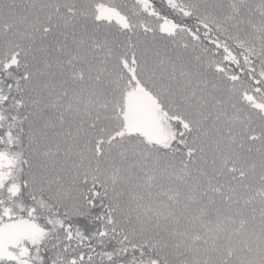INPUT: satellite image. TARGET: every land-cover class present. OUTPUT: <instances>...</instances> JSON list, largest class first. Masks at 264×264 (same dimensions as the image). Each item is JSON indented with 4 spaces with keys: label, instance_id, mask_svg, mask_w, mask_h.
Masks as SVG:
<instances>
[{
    "label": "rangeland",
    "instance_id": "obj_1",
    "mask_svg": "<svg viewBox=\"0 0 264 264\" xmlns=\"http://www.w3.org/2000/svg\"><path fill=\"white\" fill-rule=\"evenodd\" d=\"M69 1L78 5L83 0ZM180 1L193 9H202L208 17L213 12V24L217 32L234 43L228 53H235V45L238 44L243 49H253L261 54L257 55L259 59L264 58V16L259 13L257 0H234L231 8L224 14H221L224 10L217 5L216 0L214 6L213 0ZM90 2L96 3L94 14L99 24L104 28L110 25L128 27L135 33L132 41L142 46L139 49L149 51V47L155 48L161 44L163 46L155 48L154 51L162 52L182 40L183 36L179 34L182 33L181 29L168 21L143 13L133 0ZM63 3L64 0H0V40L5 41L3 45L6 47L3 46L1 51L8 54L12 49L23 55L22 60H32L38 72L41 68H49L50 84L58 91H67L60 106L59 116L53 120L52 111H47L41 117L46 123L53 121L52 129L62 132L63 136L58 144H51L52 158H55L56 152L61 149L67 154L64 155L65 160L61 159L64 162L63 168L59 166L61 171L74 172L82 187L98 181L105 193L121 196L117 202L118 209L115 212L109 211L102 221L111 220V224L115 225L123 220L126 226L120 229H125L124 233L131 241L140 240L150 234L148 227L144 225L148 224V217L154 208L163 207V200L181 199L176 204L178 212L171 213L172 222L182 226L185 231L191 227H195L199 232L205 231L207 235L205 234L204 242L211 245L183 244L173 235L177 233H173L169 239L168 231L162 230L153 240L160 242L162 247L170 252H164L165 260L169 264H264V243L249 240L238 230L231 233V225L229 228L220 224L221 216L220 219L211 220L209 214H201V211H198L199 191L185 187L194 184L190 183L188 176L197 175L194 170L201 147H205L206 151H216L217 156L214 159L217 164L234 158L241 151L240 146H248L252 151L253 160H256L257 155H260L257 158L261 160L263 153L258 149L259 146L252 142L240 141L237 133L239 125L246 126L248 118L256 117L249 107V102H258L264 112V96L258 94L250 100L230 98V126L224 118L218 119L209 102L194 107L192 113L174 106L169 107L168 113L167 109L160 107L161 100L167 99L161 90L154 86H145L142 79L136 77L137 72L119 68L118 57L127 56L130 50L124 34L108 36L99 25L84 21L81 19L82 15L74 13V6L56 5ZM144 4L142 7L147 8L149 12V5ZM58 6L62 10L72 8L71 18H64L60 10L56 9ZM126 18L130 20V25ZM207 20L209 18H206L205 22ZM172 32L176 33V38L171 41L167 36ZM39 38L42 40L39 41ZM188 41L194 44L197 40ZM183 58L187 65L194 62L189 52H184ZM128 67L132 68V62ZM151 69L153 67L143 72L145 80ZM42 77L45 79V74H42ZM229 78L233 77H222V80L226 79L223 90L227 96L230 88L227 82ZM220 80L221 77H218L214 84L202 87L200 93L203 98L206 96L213 99L216 105L223 99ZM128 88L133 90L125 92ZM171 92L173 90H169L168 95ZM1 94L0 113H3ZM118 100L122 112L119 105H116L114 110L112 108ZM172 122L182 138L191 136V146L170 144L176 136ZM118 123L119 126L122 125L120 128L116 127ZM98 125L107 131L95 139L93 145L94 138L100 134L98 129L94 130ZM110 127L116 129L109 130ZM212 137L216 140L214 147L211 145ZM0 143L4 144L6 150V140L0 138ZM119 143L121 145L118 146ZM27 144L32 158V177L39 179L52 176L51 179L54 180L56 171L47 164L50 158L45 155L48 148L46 142L43 139H34ZM232 145L235 149H231ZM154 146H160L162 150ZM71 152L79 157L80 165L77 169L68 161ZM236 159L239 161L241 158L236 156ZM13 165L0 159V187L3 181L11 176ZM33 180L30 181L31 184ZM120 182L127 184L121 185ZM260 182L263 184L262 177ZM72 191L77 194L69 195L65 199L56 198L52 194L48 198L30 201L27 212H33L37 203L42 207L35 214L24 216L11 211L8 221L0 225V264H33L29 253L35 247L37 249L40 239L38 236L32 238L29 244L32 249L28 248L29 245H26L23 237L26 231L30 232L31 229L22 225L25 221L23 219L30 217L35 221L40 217L53 226L67 214L83 213L80 190L72 188ZM4 196L5 192L0 190V198L6 199ZM2 198L1 209L12 208L11 204L6 202L7 200L4 203ZM62 205L64 207L60 210L58 207ZM164 206L170 207L171 204ZM176 208L174 210H177ZM22 209L21 205L20 211ZM124 210L131 213L123 214ZM119 226L120 223L117 227ZM179 240L198 239L183 235Z\"/></svg>",
    "mask_w": 264,
    "mask_h": 264
},
{
    "label": "trees",
    "instance_id": "obj_2",
    "mask_svg": "<svg viewBox=\"0 0 264 264\" xmlns=\"http://www.w3.org/2000/svg\"><path fill=\"white\" fill-rule=\"evenodd\" d=\"M133 1L143 13L168 21L181 29L182 33L179 34L183 36L182 40L162 52L154 51L155 48L163 46L161 44L155 48L149 47V51H145L139 49L142 46L132 41L135 33L128 27L110 25L104 28L99 24L94 14L95 2L93 4L90 0H83L79 3L80 5H76L69 0H64L62 5H56L60 7L74 6V13L82 15L81 19L84 21L99 25L108 36L123 33L130 50L127 56L118 57L119 68L137 72L136 77L142 79L145 86H154L159 91L161 90L167 99L161 100L160 107L167 109L168 113H170L169 107L171 106L192 113L194 107L209 102L212 105V112L218 119L223 120L224 118L230 126L232 121L230 98L250 100L258 94L264 96V58L259 59L257 55L261 54L254 52L253 49H243L238 44L235 45V53H228L227 51L234 46V43L228 37L225 36L227 40L217 32V28L213 24V12L208 17L202 9H193L180 0ZM141 1L149 5V12L147 8L142 7L144 3H140ZM233 1L216 0L217 5L225 11H221V14L228 12ZM257 1L259 13L264 16V0ZM130 4L135 6L134 3ZM214 4L213 0V6ZM59 6L56 9L60 10L62 16L71 18L72 8L62 10ZM0 13H2L1 9ZM125 16L127 17L126 14ZM206 18H209L207 22H205ZM126 19L130 25V20ZM168 34H170L167 36L168 40L172 41L176 38V33ZM188 39L197 41L192 44ZM41 40L39 38V41ZM3 43L5 41L0 40V94L2 92L1 103L3 105L1 107L4 108V112L0 113V138L6 140L7 151L4 149V144L0 143V159L14 164V169L11 176L9 175L0 187V190L6 194L4 196L6 199L1 197L3 202L5 203L7 200L6 202L12 206L5 210L0 207V225L5 223L4 221H8L11 211L17 215L28 216L29 213L35 214L41 210L42 207L37 203L33 212H27L28 204L36 198H48L54 194L56 198L63 197L65 199L69 195L77 194L72 191V188L80 190L79 193L83 198L81 206L83 213H79V215L67 214L66 217L59 219L57 225L52 226L40 217L35 221L30 217L23 219L25 221L22 225L31 229L30 232L27 230L23 237L26 245L30 244L32 238L38 236L40 239L37 249L35 247L29 253L33 264H169L165 260L164 252H170H167L160 242L153 240L157 238L159 232L165 229L170 234L169 239L173 233H177L173 235L180 243L209 244L204 242V237L207 235L205 231L199 232L195 227L185 231L182 226L172 222L171 213L178 212L176 204L181 199L163 200L164 204H171L170 207H165L160 200L163 207L154 208L151 211V216L148 217V224L144 225L148 227L147 230L150 234L140 240H129L124 233L125 229H120V227L126 226L123 224V220L122 224L118 221L115 225L111 224V220L103 222L102 219L109 211L115 212L118 209L117 202L121 196L110 192L105 193L98 181L82 187L74 172L61 171L64 166L62 160H65L64 155L67 156V154L64 149H61L56 152L55 158H52L51 144H58L63 136L62 132L52 129L53 121L46 123L41 118L47 111H52L53 120L59 116L60 106L67 91L63 89L58 91L50 84L51 71L49 68H41L38 72L34 68L32 60H22L23 55L17 54L16 51L11 49L10 53H3L1 49L3 46L6 48ZM184 52L192 54L194 62L191 65L185 63ZM130 62H132V68L128 67ZM95 64L98 65L97 61ZM151 67L153 69L145 80L143 72ZM97 69L99 70V67ZM42 74H45V79ZM218 77H221L220 93L223 95V99L219 105H216L213 99L206 96L203 98L200 93L202 87L214 84ZM222 77H233L227 80L230 85L229 97L223 90L226 86V79L224 81ZM131 90L133 89L128 88L125 92L129 93ZM169 90H173L170 95H168ZM119 102L118 100L112 105V108L114 110L116 105H119L120 112H122ZM256 103L249 102V107L254 111L256 117L248 118L246 126L239 125L237 135H239L240 141L252 142L259 146L258 149L263 153L261 160L257 158L260 155H257L256 160H253L254 157L249 147L240 146L239 148L242 149L234 158L217 164L214 159L217 156L216 151H206L205 147H201L194 170L197 175L188 176L190 183L194 184H188L185 187L199 191L198 211L200 210L201 214H209L211 220L220 219L221 216L220 224L224 227L229 226V228L232 226L231 233L238 230L249 240L264 243L262 241L264 240V112L259 107L261 104ZM36 107L38 108L36 109ZM121 126L119 123L116 125L118 128ZM172 127L176 136L170 144L182 146L191 144L190 135L186 139L182 138L173 122ZM97 129L100 134L94 138L93 145L95 139L100 138L103 132L107 131L101 125L96 126L94 130ZM110 129L116 128L110 127ZM34 139L37 141L43 139L48 146L45 155L50 158V162L47 164H50L56 171V175H53L54 180L51 179L52 176L39 179L32 177V158L27 143ZM212 139L211 145L214 147L213 144L216 143V140L213 137ZM119 145L121 144L119 143ZM156 148L162 150L160 146ZM231 149H235L233 145ZM236 150L238 151V149ZM236 156L241 159L238 161ZM68 161L74 168H79V157L76 153L71 152ZM102 174H104V170H102ZM260 176L263 184L260 182ZM32 180L33 184L30 183ZM119 184L127 183L120 182ZM21 205L23 209L20 211ZM63 207L62 205L58 208L61 210ZM175 208L177 210H174ZM62 212L65 211L62 210ZM126 213L129 214L131 211L124 210L123 214ZM183 235L195 237L198 240L180 241L179 237ZM28 248L32 249V246L29 245ZM1 261L6 262L7 260Z\"/></svg>",
    "mask_w": 264,
    "mask_h": 264
}]
</instances>
